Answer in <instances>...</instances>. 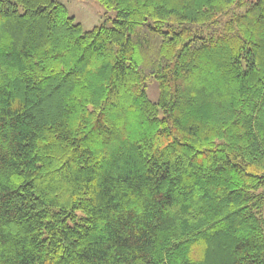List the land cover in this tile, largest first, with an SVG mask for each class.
Returning a JSON list of instances; mask_svg holds the SVG:
<instances>
[{
  "label": "trees",
  "instance_id": "16d2710c",
  "mask_svg": "<svg viewBox=\"0 0 264 264\" xmlns=\"http://www.w3.org/2000/svg\"><path fill=\"white\" fill-rule=\"evenodd\" d=\"M96 1L0 0V264H264V0Z\"/></svg>",
  "mask_w": 264,
  "mask_h": 264
},
{
  "label": "rangeland",
  "instance_id": "374dc122",
  "mask_svg": "<svg viewBox=\"0 0 264 264\" xmlns=\"http://www.w3.org/2000/svg\"><path fill=\"white\" fill-rule=\"evenodd\" d=\"M63 4L71 17L79 23L83 30L89 31L94 27L106 25L112 26V21L116 18V12L106 10L96 0H55ZM254 1V0H249ZM147 95L150 101L156 103L159 98L158 84L155 80L147 83ZM264 218V210H263Z\"/></svg>",
  "mask_w": 264,
  "mask_h": 264
}]
</instances>
